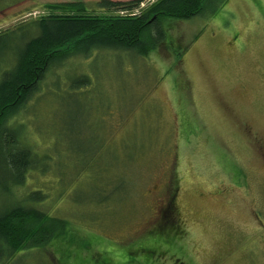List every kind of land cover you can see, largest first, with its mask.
<instances>
[{"label":"rangeland","instance_id":"1","mask_svg":"<svg viewBox=\"0 0 264 264\" xmlns=\"http://www.w3.org/2000/svg\"><path fill=\"white\" fill-rule=\"evenodd\" d=\"M99 1L0 0V64L17 58L45 3L98 14ZM204 7L165 21L168 51L102 50L47 73L12 125L40 162L11 197L0 188V211L42 190L32 205L66 219L78 243L3 264H264V0ZM8 170L0 161V180ZM170 202L181 233L156 249L144 236L176 226Z\"/></svg>","mask_w":264,"mask_h":264},{"label":"trees","instance_id":"2","mask_svg":"<svg viewBox=\"0 0 264 264\" xmlns=\"http://www.w3.org/2000/svg\"><path fill=\"white\" fill-rule=\"evenodd\" d=\"M143 1L100 0L97 6L102 12L98 14L88 12L80 2H48L43 5L42 13L25 23L31 27L32 34L18 50L17 58L2 62L4 66L0 69V161H5L11 169L4 172L3 180H0L2 193L11 197L16 188L24 186L27 173L40 162L31 149L18 143L20 123L12 125L47 73L72 58H88L102 50L148 57L166 43L168 51L177 41L168 34V24L164 30L165 21L192 19L208 4V0H154L140 8ZM8 30L0 31V40L2 32ZM3 48L4 45H0V51ZM184 51L182 48V54ZM76 85V89H84L89 81ZM38 192L43 194L41 198ZM27 193L33 203L45 197L39 189ZM33 203L20 201L0 211V264L8 263L29 248L53 246L57 240L70 245L78 243L66 219L49 217ZM170 206L171 202V211L167 210L163 215L172 213L176 226L168 227L159 222L154 228L156 231L151 230L147 237L144 236L151 238L156 249L168 242V235L174 237L181 233L179 219ZM150 233H156L160 240L155 241ZM154 252L153 249L147 250V257H152ZM144 261L148 262L146 257ZM119 263L127 264V256L117 257L115 264Z\"/></svg>","mask_w":264,"mask_h":264}]
</instances>
